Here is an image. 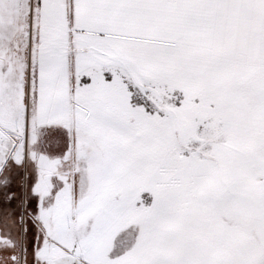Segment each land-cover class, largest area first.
I'll return each mask as SVG.
<instances>
[{"label": "snow or ice", "instance_id": "6c2138e0", "mask_svg": "<svg viewBox=\"0 0 264 264\" xmlns=\"http://www.w3.org/2000/svg\"><path fill=\"white\" fill-rule=\"evenodd\" d=\"M0 264H264V0H0Z\"/></svg>", "mask_w": 264, "mask_h": 264}]
</instances>
